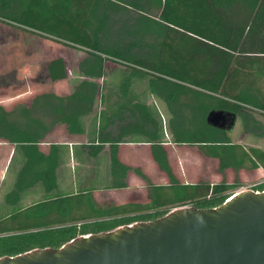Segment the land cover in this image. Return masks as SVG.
Instances as JSON below:
<instances>
[{"label": "trees", "instance_id": "16d2710c", "mask_svg": "<svg viewBox=\"0 0 264 264\" xmlns=\"http://www.w3.org/2000/svg\"><path fill=\"white\" fill-rule=\"evenodd\" d=\"M0 22L84 52L69 93L40 92L11 108L0 103V143L12 145L18 156L5 204L14 207L36 186L47 195L0 218V257L59 248L77 236L154 220L175 207H216L238 188L225 181L179 182L160 120L147 104L123 102L97 116L106 62L126 70L117 86L122 99L134 80H146L147 92L165 107L169 142L196 146L217 161L219 171H264L263 149L246 148L206 121L210 110H225L237 115L244 133L264 136V0H0ZM45 66L51 81L67 79L62 57ZM59 128L79 142L85 137L80 148L90 157L108 145L111 188L126 187L129 170L147 181L141 169L119 159L128 136L149 143L168 182L150 184L143 202L101 206L91 191L49 196L58 186L61 144L52 136ZM252 190H264V181Z\"/></svg>", "mask_w": 264, "mask_h": 264}, {"label": "rangeland", "instance_id": "374dc122", "mask_svg": "<svg viewBox=\"0 0 264 264\" xmlns=\"http://www.w3.org/2000/svg\"><path fill=\"white\" fill-rule=\"evenodd\" d=\"M23 31L16 30L11 32L0 26V103L7 108H11L17 102H29L35 94L40 92H70L76 80L77 63L84 56V52L81 50L63 45L50 38ZM11 37H14L15 40H11ZM55 57H62L65 60L68 67L67 79L51 81L48 78L45 65L48 60ZM125 72L126 70L123 66L113 62H106L104 75L98 80L100 93L96 103V115L102 117L123 102L145 100L151 112L160 120L161 140L168 141L169 134L165 125L168 116L165 107L161 101L151 95H147L146 80H134L127 98L122 99L118 96L117 86ZM59 129L62 130V128ZM228 131L234 142L240 143L246 148L258 147L264 150V136L255 138L245 134L239 121L236 120ZM52 138L57 141L63 140V131L55 132ZM80 142L85 143L84 138ZM168 147L172 169L181 183L198 181L217 183L225 181L238 186V188L231 191L232 194L252 189V187L264 181V171L261 168L255 170L241 169L233 171L232 169H226L219 171L217 161L202 155L194 145L171 144ZM80 149V145H78L77 150ZM12 154V145L0 143V218L5 217L13 210L44 200L47 197L40 186H36L26 191L21 196L20 202L14 207L5 204L3 196L11 188L16 169L18 168V156L16 154L12 156ZM62 160L65 162V159L62 158ZM66 161L69 162L68 156ZM102 162H104L102 157L97 158L99 165ZM134 164L132 167H134ZM137 165L148 176L146 181L133 171L136 175H134L136 184L131 183L130 186L138 189V192L133 195L131 200L143 202L147 198L150 184H166L168 180L155 166H150L145 159L139 158ZM57 181V188L48 193L49 196L56 197L70 193L91 191L97 204L101 206L110 205L117 198L110 199L106 193L100 191V187L96 188V191H92L89 186L82 185L80 173H76V176L68 177L61 168Z\"/></svg>", "mask_w": 264, "mask_h": 264}, {"label": "water", "instance_id": "95a60500", "mask_svg": "<svg viewBox=\"0 0 264 264\" xmlns=\"http://www.w3.org/2000/svg\"><path fill=\"white\" fill-rule=\"evenodd\" d=\"M237 115L208 112L231 128ZM0 264H264V190L233 193L212 208L175 207L154 220L80 235L59 248L0 257Z\"/></svg>", "mask_w": 264, "mask_h": 264}, {"label": "crops", "instance_id": "0c3cea01", "mask_svg": "<svg viewBox=\"0 0 264 264\" xmlns=\"http://www.w3.org/2000/svg\"><path fill=\"white\" fill-rule=\"evenodd\" d=\"M0 26L6 28V30H9L11 32L16 30L17 31L22 30L21 28H17L10 24H5L1 22H0ZM11 40H15V38L11 37ZM67 93L69 92L57 93V94H67ZM147 95L150 94L147 92ZM140 102H143L148 105V103H146L145 100H142ZM57 131H63V137H64L63 140L58 141L61 144V149H60V164L56 170L57 179H58L59 170L61 168L65 171L68 177L76 176V173L77 174L80 173V176L82 177V181H81L82 185L89 186L92 189V191H96L95 189L100 187L101 188L100 191L106 193V195L110 199H115L117 197L114 203H124V202L133 201L131 200L133 195H135L136 192H138V189H134V187L130 186L131 183L136 184V179L134 178L136 175L133 173V170H129L127 172L125 179L127 184L126 187L111 188V174L109 169V149L107 144L104 145L102 151L98 154V156L90 157L87 154L83 153L81 149L77 150V146L80 145L79 139L77 137L68 135L64 130V128H62V130L57 129L55 132ZM55 132L53 133V135L55 134ZM80 138L81 139L84 138L86 142L85 137H80ZM125 140L126 142L120 145L118 152L119 159L123 163L131 167L133 166V163H135L134 167H138L137 164L139 158H142L145 159L146 162L150 164V166H155V168L158 169L154 160L151 157L149 143L145 142L144 141L145 139L143 137L128 136L125 138ZM162 144L166 148H169L168 146H170L172 143H170L169 141H163ZM67 156L69 157V162L66 161ZM100 157L104 159V162H102L101 165L97 163V158ZM62 158L65 159V162L62 160ZM142 172L146 175V177L148 176V174L145 173L144 170ZM161 174L164 173L161 172ZM160 184H165V183H160Z\"/></svg>", "mask_w": 264, "mask_h": 264}, {"label": "flooded vegetation", "instance_id": "af4514ba", "mask_svg": "<svg viewBox=\"0 0 264 264\" xmlns=\"http://www.w3.org/2000/svg\"><path fill=\"white\" fill-rule=\"evenodd\" d=\"M237 121H238V119H236ZM242 129V128H241ZM227 132H229L228 130H227ZM246 134V133H245ZM248 135V134H247ZM171 143V142H170Z\"/></svg>", "mask_w": 264, "mask_h": 264}, {"label": "built area", "instance_id": "2783aa9c", "mask_svg": "<svg viewBox=\"0 0 264 264\" xmlns=\"http://www.w3.org/2000/svg\"><path fill=\"white\" fill-rule=\"evenodd\" d=\"M228 200V199H227Z\"/></svg>", "mask_w": 264, "mask_h": 264}]
</instances>
